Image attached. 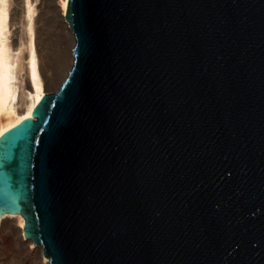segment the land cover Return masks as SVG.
Returning a JSON list of instances; mask_svg holds the SVG:
<instances>
[{
    "label": "water",
    "instance_id": "95a60500",
    "mask_svg": "<svg viewBox=\"0 0 264 264\" xmlns=\"http://www.w3.org/2000/svg\"><path fill=\"white\" fill-rule=\"evenodd\" d=\"M74 61L0 136V219L49 264H264V0H69Z\"/></svg>",
    "mask_w": 264,
    "mask_h": 264
},
{
    "label": "bare ground",
    "instance_id": "6f19581e",
    "mask_svg": "<svg viewBox=\"0 0 264 264\" xmlns=\"http://www.w3.org/2000/svg\"><path fill=\"white\" fill-rule=\"evenodd\" d=\"M68 4L69 0H0V136L30 118L43 96L59 90L67 79L73 67V49L66 77L51 91L52 40L49 34L57 18L66 20ZM72 35L74 48L75 36ZM6 226L14 230L28 252L36 254L39 264H49L42 250L24 237L22 216L2 217L1 231Z\"/></svg>",
    "mask_w": 264,
    "mask_h": 264
},
{
    "label": "rangeland",
    "instance_id": "374dc122",
    "mask_svg": "<svg viewBox=\"0 0 264 264\" xmlns=\"http://www.w3.org/2000/svg\"><path fill=\"white\" fill-rule=\"evenodd\" d=\"M56 21L53 22L49 34L52 40L50 42V55L52 57L50 67L53 76L52 81L50 80L52 82H50L51 91L64 80L71 67L74 44L67 21L60 18H57ZM4 227L2 231L0 229V264H39L36 254L27 251L26 247L14 235V230L10 226Z\"/></svg>",
    "mask_w": 264,
    "mask_h": 264
}]
</instances>
